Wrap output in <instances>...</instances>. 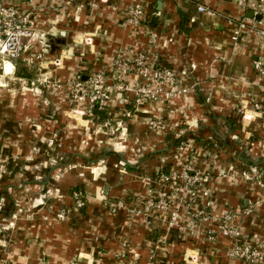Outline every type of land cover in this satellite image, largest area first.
<instances>
[{
    "label": "crops",
    "instance_id": "crops-1",
    "mask_svg": "<svg viewBox=\"0 0 264 264\" xmlns=\"http://www.w3.org/2000/svg\"><path fill=\"white\" fill-rule=\"evenodd\" d=\"M0 1L33 10L38 29L48 40L46 59L37 61L38 76H52L66 88L77 70L85 77L94 70L109 71L118 50H137L124 18L130 5L144 6L148 24L158 34L153 49L191 88L171 102L140 105L134 101L125 105L114 89L106 113L122 121L129 138L125 150L109 147L111 140L101 132L105 117L98 116L95 138L84 136L85 145L78 126L69 123L65 134L71 136L72 153L83 150L96 155L92 163L77 160L70 169L59 168L61 173L54 169L51 175L58 179L51 185L56 189L53 199L39 194L24 202L28 208L21 204L24 211L16 212L19 183L0 182V257L7 256L10 264H152L150 255L155 252L156 264H264L232 257L233 240L220 233H214L213 240L202 234L178 240L177 226L167 213L149 219L133 216L150 188H162L161 175L174 165L173 147L190 139L195 145L192 160L210 178L213 227L228 210L252 205L255 210L242 219V229L264 246V116L253 109L255 102L264 104V75L254 64L264 56V35L254 28L258 18L249 16L251 8L240 0ZM200 5L207 11L199 12ZM245 17L250 19L248 27L241 28ZM85 34H94V45L80 42ZM60 55L56 66L52 61ZM17 64L6 65L11 73H0L3 162L19 153L26 159L33 139L51 140L65 124L62 111L67 106L55 95L57 91L48 97L49 87L40 82L30 88L22 80L32 77L20 74ZM14 80L21 81L17 89ZM126 110L133 116L128 117ZM244 110L251 120L243 122ZM51 113L58 114L57 119L47 118ZM149 118H159L168 127L151 131ZM84 121L83 127L89 128V121ZM209 152L216 153V159L211 160ZM9 175L8 170L3 181ZM30 179L22 183L30 184ZM76 189L84 193L81 211L73 207ZM119 200L123 205L114 211ZM181 211L186 212L184 207Z\"/></svg>",
    "mask_w": 264,
    "mask_h": 264
},
{
    "label": "built area",
    "instance_id": "built-area-1",
    "mask_svg": "<svg viewBox=\"0 0 264 264\" xmlns=\"http://www.w3.org/2000/svg\"><path fill=\"white\" fill-rule=\"evenodd\" d=\"M242 4L251 8L254 15H261L258 19L257 33L264 35V0H240ZM199 12H206L203 5L198 7ZM147 10L144 6L130 5L124 18V25L131 28L137 41V50L120 49L116 52L111 69L94 70L87 77L77 70L71 79L69 87H64L59 81L51 80L49 76L40 74L35 79L38 83L48 85L57 93L71 94L80 111L88 116H95V109L107 112L111 106L113 91L116 89L122 94L123 103L126 105L134 101L137 105L143 103L171 102L188 93L191 88L181 83V76L172 67L163 63L160 52L155 46L158 43V34L148 24ZM32 9H22L20 6L7 1H0V71L6 70L7 64H13L18 60L27 63H35L46 59L47 37L34 19ZM247 18V17H246ZM246 20L241 21V28H247ZM239 35V30L235 32ZM94 34H85L80 42L85 45H94ZM62 56L54 59V65L59 66ZM255 68L260 75H264V56L255 62ZM14 66V65H13ZM1 73V72H0ZM132 75L135 77L132 78ZM22 80L27 85L35 88L36 81ZM113 81L111 83L110 81ZM254 111L264 116V104L255 102ZM133 111L126 110L128 117L133 116ZM242 120L246 122L251 117L244 110ZM179 127V124H175ZM148 127L151 131H164L168 126L159 118H149ZM103 133L117 139L113 143L122 144L125 140V130L121 120L113 116H107L102 126ZM194 143L190 139H184L173 147L172 156L174 165L171 171L161 175L162 188H150L143 198L139 199L138 209L133 216L155 218L167 213L172 225L177 226L178 240H187L202 234L207 240H213L214 233H220L233 240L230 255L244 259L250 263L264 262V246L257 240L247 237L242 229V219L252 214L255 207L250 205L244 210H228L218 218V227L214 228L216 221L212 200V188L208 185L209 176L204 173L192 160ZM126 145H120V150H125ZM211 160L216 159V153L209 152ZM7 172L3 165L0 166V175ZM73 207L81 211L85 206L84 193L81 190L73 192ZM183 202V203H182ZM119 200L114 211L121 208ZM182 207L186 212L182 213ZM59 216H62L60 214ZM157 253L150 255L152 264H156ZM193 259V257L191 258ZM0 264H10L8 257H0Z\"/></svg>",
    "mask_w": 264,
    "mask_h": 264
},
{
    "label": "rangeland",
    "instance_id": "rangeland-1",
    "mask_svg": "<svg viewBox=\"0 0 264 264\" xmlns=\"http://www.w3.org/2000/svg\"><path fill=\"white\" fill-rule=\"evenodd\" d=\"M245 19H247L245 17ZM243 19V20H245ZM242 21V20H241ZM248 21V20H246ZM249 22V21H248ZM17 67L20 68V70H23L25 68H29V70L34 73V75L32 76L31 79H37L39 78L38 74H39V70H38V63H27L23 60H18L17 61ZM2 73V71H0ZM52 77V76H50ZM5 81V80H4ZM9 81V80H8ZM36 81V80H35ZM58 81V80H56ZM20 82L18 80H14L12 81V86L16 87V89L18 87H20ZM39 85V83H37L36 81V85L35 88ZM41 85V84H40ZM49 85V84H48ZM47 85V88L49 87ZM32 88V87H30ZM34 89V88H32ZM49 91L48 93V97L51 94L52 89L49 87L48 88ZM53 94H55L56 92H52ZM57 95L60 100L61 103H63L64 107L63 109H67L66 111L63 110L62 111V116H64L65 118L63 119L65 121V124H67V127L64 126L61 127V131L59 136L53 137L51 138V140H38V138L36 137V139H33L32 145H31V152L28 154L27 157H25L26 159H22V153H19L17 155H14V158L10 157L9 159H7V161L3 162L1 161V159H4L6 157L5 155V149L6 148V142H2L0 141V166L3 165L5 167V169L11 166L12 170L10 169H6L7 172L5 173L7 175L8 170H9V174H11V176L9 175V177H7L4 181L2 178L5 177L4 174L0 175V182H12L14 181L15 183H19L18 185H16V187L18 188V190L16 191V194L18 196L15 197V203L17 206V210L16 212L19 210L24 211V208H28L25 205V201L27 200L29 201H34L37 197H40L39 194H45L47 193V199H53L54 195L53 194V186H51L55 179H58L56 176H52V172H54V169H57V172L59 171V168H62L60 170L65 171L66 169H70L71 165L74 164V162H76L77 160H79L80 164L81 162L84 163L85 165L89 162H94L93 159L95 158L94 153L92 152H88V153H84L83 150H79L78 152L75 151V154L72 153V149L70 147V138L71 136H67L65 134V132H69L68 130H70L69 128V123H72L73 125H77V131H78V135L79 137L82 139L83 145L86 144V140L90 137L95 138V131L96 128L94 126V124L96 122H101V119L98 118V115L95 116H88L86 114H82L81 111L79 110L80 107L75 104L71 98V94L69 95L62 93H58L55 94ZM62 105V106H63ZM68 111V114H67ZM82 114V115H81ZM66 115V116H65ZM57 115H52L49 114L47 118L50 119H57ZM84 120H88L89 121V128H85L83 127V124H85ZM97 132V131H96ZM101 132L103 133V130H101ZM61 136V137H60ZM84 136L86 137V140L84 138ZM108 140H111V137L106 135ZM84 138V139H83ZM125 140L122 141V144H118L116 145V149L119 150L120 149V145H128L127 141H129L127 133H125L124 135ZM80 139V140H81ZM117 139L111 140L112 143H115ZM3 141V139H2ZM112 143L110 144V148L112 150H114ZM4 149V152H2V150ZM89 154V157H87L86 155ZM82 164V165H84ZM47 169H50L48 171H46ZM45 170V173L41 174L38 173L39 171H43ZM35 171V173L33 174L32 172ZM31 173V175H28L26 173ZM61 173V172H58ZM31 176L30 179V184L25 183L23 184V179L29 178ZM22 183V185H21ZM13 190V189H11ZM56 190V189H55ZM54 190V194L56 193V191ZM48 202V201H47ZM24 206V208L22 207V205ZM22 209V210H21Z\"/></svg>",
    "mask_w": 264,
    "mask_h": 264
},
{
    "label": "water",
    "instance_id": "water-1",
    "mask_svg": "<svg viewBox=\"0 0 264 264\" xmlns=\"http://www.w3.org/2000/svg\"><path fill=\"white\" fill-rule=\"evenodd\" d=\"M249 16H251V17L255 16V15H254V12H251V13L249 14ZM256 17H257L258 19H260V18H261V15H256ZM95 113H96L98 116H100V117H103V118L106 117V112H105V111L95 109Z\"/></svg>",
    "mask_w": 264,
    "mask_h": 264
},
{
    "label": "trees",
    "instance_id": "trees-1",
    "mask_svg": "<svg viewBox=\"0 0 264 264\" xmlns=\"http://www.w3.org/2000/svg\"><path fill=\"white\" fill-rule=\"evenodd\" d=\"M19 73L22 74V75H25L27 77H32L34 75V73H32L29 68H25L23 70H19ZM240 125L237 124L236 127H239ZM178 144V143H177ZM76 190H80V189H76Z\"/></svg>",
    "mask_w": 264,
    "mask_h": 264
}]
</instances>
